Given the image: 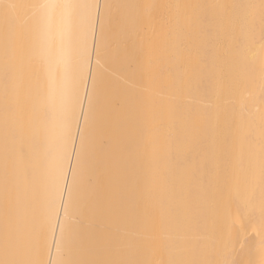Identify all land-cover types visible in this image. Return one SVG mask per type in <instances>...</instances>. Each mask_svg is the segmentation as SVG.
Returning a JSON list of instances; mask_svg holds the SVG:
<instances>
[{
	"label": "bare ground",
	"instance_id": "obj_1",
	"mask_svg": "<svg viewBox=\"0 0 264 264\" xmlns=\"http://www.w3.org/2000/svg\"><path fill=\"white\" fill-rule=\"evenodd\" d=\"M0 264H264V0H0Z\"/></svg>",
	"mask_w": 264,
	"mask_h": 264
}]
</instances>
